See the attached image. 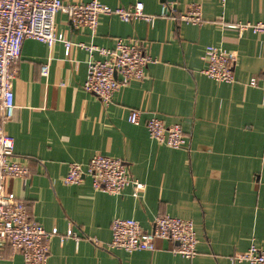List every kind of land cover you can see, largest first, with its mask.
<instances>
[{
    "label": "crops",
    "instance_id": "1",
    "mask_svg": "<svg viewBox=\"0 0 264 264\" xmlns=\"http://www.w3.org/2000/svg\"><path fill=\"white\" fill-rule=\"evenodd\" d=\"M100 2L114 9L142 3L155 19L101 15L92 33L58 13L57 31L75 45L70 53L61 42L50 47L27 39L16 69V109L5 130L15 139L14 159L28 166L29 176L10 178L7 189L46 231L71 228L79 236L52 237L47 264H250L232 257L264 245V34L234 26L264 22V0ZM194 2L203 8L201 26L160 16L163 5L185 12ZM118 39L141 42L156 62L107 107L84 89L91 56L76 45L114 49ZM209 45L236 54L234 82L203 74ZM92 58L102 56L94 52ZM254 77L256 86L250 84ZM135 109L143 111L137 125L129 121ZM152 117L181 125L189 147L153 140L146 127ZM96 154L125 160L144 189L138 195L133 185L119 195L96 191L89 175L79 185L64 183L71 163L86 167ZM161 215L194 222L195 257L175 254V243L165 240L153 252L108 247L114 219L132 218L150 230ZM0 264L25 262L8 248Z\"/></svg>",
    "mask_w": 264,
    "mask_h": 264
},
{
    "label": "built area",
    "instance_id": "2",
    "mask_svg": "<svg viewBox=\"0 0 264 264\" xmlns=\"http://www.w3.org/2000/svg\"><path fill=\"white\" fill-rule=\"evenodd\" d=\"M63 13L80 29H88L95 33L101 15H117L123 21L144 20L152 22L155 16L144 12V5L137 3L132 9L122 7L111 8L93 0L89 3H66L62 0H0V263L8 248L20 253L25 264H47L49 259V241L54 236L61 240L78 234L69 229L60 234L55 229L48 232L33 220L25 203L7 189L10 178H27L29 169L14 159L15 139L6 130L5 125L14 119L16 104L14 79L17 66L22 56L23 45L27 39L46 43L50 47L61 42L65 45L67 55L75 46L65 35L56 29V15ZM161 17H172L189 25L201 26L204 22L203 8L200 3H191L185 12H177L174 7L163 5ZM239 31L251 30L256 34H264V22L236 23ZM89 53L88 74L84 89L96 96L105 106H110L115 94L122 87L134 81H142L147 76L150 64L156 62L148 55L141 42H126L118 39L114 49H106L94 45L79 43L76 45ZM98 52L102 59H94ZM234 52L222 47L209 45L205 49L203 60L206 67L203 74L220 83L235 81ZM42 74H48V67L42 68ZM264 74V72H263ZM257 85V78L250 81ZM143 111L132 110L129 121L139 124ZM146 127L153 140L172 149L189 147V141L181 125H167L163 120L152 117L147 120ZM86 175L92 179L96 191L119 195L131 185L135 195L144 186L135 181L125 160L96 154L86 167L80 163H71L66 177L67 185H79ZM158 240L175 243L174 253L186 259L197 254L198 238L192 220L161 215L155 218L152 228L145 230L140 223L132 218H116L112 223V240L108 247L129 253L136 251L153 252L157 249ZM234 262L264 264V245L251 247L244 253L232 257Z\"/></svg>",
    "mask_w": 264,
    "mask_h": 264
}]
</instances>
